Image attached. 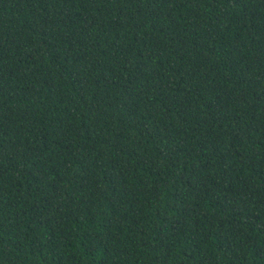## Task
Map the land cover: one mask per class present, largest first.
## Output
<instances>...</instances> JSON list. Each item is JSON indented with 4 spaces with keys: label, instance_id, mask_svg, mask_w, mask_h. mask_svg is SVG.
Wrapping results in <instances>:
<instances>
[{
    "label": "trees",
    "instance_id": "obj_1",
    "mask_svg": "<svg viewBox=\"0 0 264 264\" xmlns=\"http://www.w3.org/2000/svg\"><path fill=\"white\" fill-rule=\"evenodd\" d=\"M0 264H264V0H0Z\"/></svg>",
    "mask_w": 264,
    "mask_h": 264
}]
</instances>
